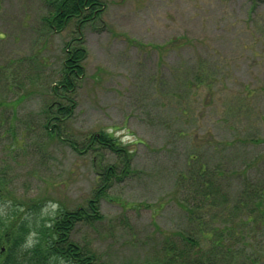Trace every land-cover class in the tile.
<instances>
[{"label": "rangeland", "instance_id": "1", "mask_svg": "<svg viewBox=\"0 0 264 264\" xmlns=\"http://www.w3.org/2000/svg\"><path fill=\"white\" fill-rule=\"evenodd\" d=\"M105 2L83 30L84 76L66 94L75 106L58 138L42 110L60 102L53 87L75 23L53 30L44 0H0V219L37 227L59 207L84 206L104 168L122 163L73 146L105 131L132 151L131 172L100 200L102 221L75 225L73 242L100 264H163L164 241L191 236L198 246L187 252L206 264L207 254L212 264H264L263 205L253 211L244 196L245 184L264 185V0ZM199 165L218 174L229 207L199 196ZM190 209L233 223L229 261L211 252L212 224L198 231Z\"/></svg>", "mask_w": 264, "mask_h": 264}, {"label": "trees", "instance_id": "2", "mask_svg": "<svg viewBox=\"0 0 264 264\" xmlns=\"http://www.w3.org/2000/svg\"><path fill=\"white\" fill-rule=\"evenodd\" d=\"M44 2L50 13L46 18L48 26L53 30L60 31L71 23H75L74 34L76 33L77 36L72 46L69 43L65 44L61 80L53 87L54 99L60 100V102L52 100L51 104L42 110L44 130L51 137L60 138V128L68 122L75 106V102L72 98L66 97V94L74 95L79 81L84 76L83 62L86 58V50L81 38L83 30L87 24L93 25L100 19L106 9V2L105 0H44ZM58 88H61V91H57ZM53 105H56L55 109L52 108ZM74 146L73 148L78 152L95 151L96 148L111 151L121 159L122 165H109L104 168L103 176L101 177L100 174L98 178L99 186L93 191V196L87 200L85 205L74 210L57 208L55 215L47 225L33 227L35 224L31 225L23 218L19 221L0 219V264H100L93 253L72 241L71 233L78 223L91 224L103 220V215L100 212V200L107 196V189L114 183L122 182L129 176L132 151H128L114 134L105 131L92 134L90 140L81 148ZM213 173L215 176L212 177ZM191 179L205 181V185L200 187L199 196L211 203L212 209H217L222 203H225V207H229V203H226L225 197H221L215 186L218 182L216 172L208 171L199 165L197 172H192ZM244 188L248 189L244 196L251 209L256 210L263 205L264 213V195H260V192L264 190V185L245 184ZM253 201L255 205H252ZM225 209L222 211L224 212ZM232 209L233 207L230 206V210ZM236 209H238L237 206H235ZM219 213L213 218L207 219L206 216L200 214L199 210L194 212L190 209L187 212L198 231H204L209 224L219 220L217 217H222ZM16 223L18 224L16 225ZM29 231L34 235L31 240L27 235ZM208 231L209 233H204L203 236L210 240L211 252L215 254L220 251V257L229 261L233 248L226 244L225 236L233 231V223L222 227L212 224ZM180 239V247L173 241H164L163 264H206L202 260L203 258L198 260L187 252V244H191L194 248L198 246L193 237H180ZM201 253L204 255V251ZM210 256L207 254V264L213 262L210 261ZM223 262L229 264V262Z\"/></svg>", "mask_w": 264, "mask_h": 264}]
</instances>
